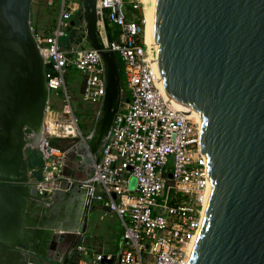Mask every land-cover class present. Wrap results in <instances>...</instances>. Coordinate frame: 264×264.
I'll return each instance as SVG.
<instances>
[{
	"label": "water",
	"instance_id": "water-1",
	"mask_svg": "<svg viewBox=\"0 0 264 264\" xmlns=\"http://www.w3.org/2000/svg\"><path fill=\"white\" fill-rule=\"evenodd\" d=\"M32 2L0 0V221L10 208L17 211L19 194L35 200L28 172L41 179L42 161L27 133L41 130L45 70L52 66L44 64L30 27ZM80 2L60 44L66 50L89 45L104 63V102L86 138L97 162L122 88L116 55L102 51L97 29L98 22L106 27L107 11H97V0ZM148 40L171 101L201 119L207 188L187 264H264V0H149ZM81 150L79 168L87 170L90 160ZM66 173L49 184L64 196L78 187L77 172ZM85 212L84 205L79 223ZM25 244L21 264H57L48 240Z\"/></svg>",
	"mask_w": 264,
	"mask_h": 264
},
{
	"label": "built area",
	"instance_id": "built-area-1",
	"mask_svg": "<svg viewBox=\"0 0 264 264\" xmlns=\"http://www.w3.org/2000/svg\"><path fill=\"white\" fill-rule=\"evenodd\" d=\"M134 10L141 0H97L100 12L106 9V21L118 31L102 51L112 52L122 62L128 98L121 101L112 125L102 140L98 161L90 155L86 138L79 128L65 79L70 69L81 74V101L96 107L99 118L106 93L105 67L97 50L71 46L66 50L60 41L71 29L70 21L81 10L62 0L55 28L47 35L34 34L44 64L48 101L52 91L62 90V111L49 123H42L43 135L33 146L41 159V179L32 171L28 181L35 186V201H53L54 184L64 176L66 159L71 151L84 147L90 160L89 178L76 179L83 193L82 206L99 204L119 219L122 241L116 256L93 253L82 259L76 248L69 264H187L193 240L201 222L206 195V157L202 153L201 123L184 114L160 86L154 72V58L144 41V22L127 19L125 2ZM53 0H48L51 5ZM57 95V93H56ZM46 106L45 114L50 113ZM49 111V112H48ZM32 137V133H27ZM77 138L68 150L53 145L56 139ZM80 160V162H81ZM172 161V169H167ZM135 180L130 187V179ZM79 215V213H78ZM84 258V257H83Z\"/></svg>",
	"mask_w": 264,
	"mask_h": 264
},
{
	"label": "crops",
	"instance_id": "crops-1",
	"mask_svg": "<svg viewBox=\"0 0 264 264\" xmlns=\"http://www.w3.org/2000/svg\"><path fill=\"white\" fill-rule=\"evenodd\" d=\"M70 5H75L76 8L81 10L80 0H72ZM74 15H76V13ZM57 17L55 18V22ZM97 29L100 32L103 45L107 42V38L113 40L118 34L117 29L110 25L108 21H106V27L102 22H98ZM84 46V48H78H91L89 45ZM127 98L128 96L124 93L123 99L126 100ZM80 152L78 149L71 151L67 156L65 165V169L69 175L71 169L77 172V179L85 178L89 171H91L88 169L87 172V170L79 168L81 159L78 153ZM16 204L18 206L17 211L10 208L0 221L1 239L5 242L0 243V264H21V262L25 261V248L27 246L25 243L35 237L49 241L51 255L56 259L57 264H69L67 259L76 248L81 249L82 255H80V257L82 259H85V256L90 257L93 253L111 254L115 257L118 252L122 241L121 226L120 234H117V237L113 238L114 240H112V237H109V233L106 231L105 235L97 232L96 234L88 236L87 227H85L83 221L79 223L76 219V215L69 210L70 207L74 209L72 206V197L69 195L64 196V194L60 192L56 194L53 201L39 204L31 197L19 194V199ZM90 206L92 209L98 208L103 213L104 217L109 216L110 218L118 219L115 215L107 213L97 203H93ZM101 218L103 217L101 216L100 220ZM42 227H50L52 232L47 230L41 231ZM79 227H81V229H79ZM96 238L100 239L99 243L101 245H99L98 242L97 245L92 244L94 239L96 241ZM60 239L62 240L60 241ZM87 243H89V245H87ZM106 262L115 264V259H113V261H103L100 264H106Z\"/></svg>",
	"mask_w": 264,
	"mask_h": 264
},
{
	"label": "rangeland",
	"instance_id": "rangeland-1",
	"mask_svg": "<svg viewBox=\"0 0 264 264\" xmlns=\"http://www.w3.org/2000/svg\"><path fill=\"white\" fill-rule=\"evenodd\" d=\"M71 1L72 0H65L66 6L70 4ZM61 2L62 0H53V3L49 5L48 0H33L31 6V14H30V27L34 34L45 36L55 28V23H56L55 18L59 15ZM143 5L145 9L147 5V0H144ZM129 8H130L129 1L127 3L125 2V10L134 13V11H132ZM144 9L142 11V6H141V8L138 10V13H140V15L142 14V19H144L145 22ZM84 45L79 46V48H84L85 47ZM116 58L119 61V72L121 75V85L123 88V94L125 93V95L128 96V92L126 91L124 84L122 62L118 56H116ZM81 78L82 77L79 72H77L74 69H70L65 79V82H66V89L70 96L72 109L79 121V128L83 133V135H87L94 129L96 123V116H95L96 107L90 104L83 103L81 101V95H80ZM56 93L55 91L51 92L50 103L49 105H47L50 106L49 109L50 114L49 116L47 115V119L48 121L51 122L53 119L57 118L60 115L62 111L61 101L64 100V95L62 90ZM44 117H46V115H44ZM76 141H78V139ZM60 144L61 143H59V145ZM172 166H173L172 161H169L167 165V169H172ZM88 169L90 170V168ZM134 185H135V180L132 178L130 179V187L133 188ZM86 212L83 219V224H85V227H87L88 236L96 234L97 232L105 235L107 232L109 233V237H112V240H114L113 238H116L117 234H120V225L118 223V219L110 218L109 216L104 217L103 213L98 208L92 209L91 206L86 210ZM101 216L103 218H101L100 220ZM99 241L100 239L96 238V241L94 239L92 244L97 245L98 242V244L101 245ZM87 245H89V243H87ZM106 264H111V262H106Z\"/></svg>",
	"mask_w": 264,
	"mask_h": 264
},
{
	"label": "bare ground",
	"instance_id": "bare-ground-1",
	"mask_svg": "<svg viewBox=\"0 0 264 264\" xmlns=\"http://www.w3.org/2000/svg\"><path fill=\"white\" fill-rule=\"evenodd\" d=\"M143 4H144V0H141L142 11L144 9V5ZM144 16H145V22H144V19H143V22H144V41H145L146 46L148 47V41H149L148 40V32H149V0H147V5H146V7L144 9ZM153 68H154V72L156 73L158 79L160 80V86H161V89H162L163 93L166 96H168V94L166 93V91L163 88V84H162L161 78H160V76L158 74V70H157V66H156V61L154 62ZM49 114L50 113L46 114V117H44V120L43 121L49 123V125L51 126L52 122L51 121H48V119H47V115L49 116ZM188 115H190V117L193 118L195 121L201 123V119L199 118L198 114L195 113L194 111H190L188 113ZM42 135H43V128L41 127L40 132L38 134H34L31 137V140L32 141L30 142V144H32L33 146L37 145L40 142V140L42 138ZM189 256H190V254H189Z\"/></svg>",
	"mask_w": 264,
	"mask_h": 264
},
{
	"label": "trees",
	"instance_id": "trees-1",
	"mask_svg": "<svg viewBox=\"0 0 264 264\" xmlns=\"http://www.w3.org/2000/svg\"><path fill=\"white\" fill-rule=\"evenodd\" d=\"M132 11H134V13H131L130 11H126V15H127V19H136L139 21H142V14L140 15V13H138V10H134L131 7L129 8ZM118 61V60H117ZM119 64V61H118ZM120 79H121V75H120ZM122 88V85H121ZM123 89V88H122ZM81 85H80V95H81ZM76 138H67V139H56L53 141V145L57 146L58 148H60L61 150H68L69 148H71L77 141ZM59 143H61L59 145Z\"/></svg>",
	"mask_w": 264,
	"mask_h": 264
},
{
	"label": "flooded vegetation",
	"instance_id": "flooded-vegetation-1",
	"mask_svg": "<svg viewBox=\"0 0 264 264\" xmlns=\"http://www.w3.org/2000/svg\"><path fill=\"white\" fill-rule=\"evenodd\" d=\"M87 172H88V169H87ZM69 196L72 197V206L74 207V209L72 207H70L69 210H71L74 213V215H76V219H77L78 213H79L80 209L82 208V204L81 203H82V199H83V193L77 187V188H74L72 190V192H71V194H69Z\"/></svg>",
	"mask_w": 264,
	"mask_h": 264
}]
</instances>
